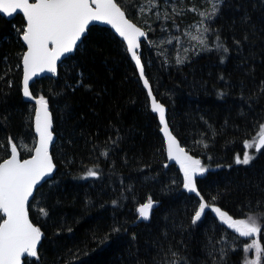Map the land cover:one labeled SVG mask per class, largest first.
<instances>
[{"label":"trees","instance_id":"1","mask_svg":"<svg viewBox=\"0 0 264 264\" xmlns=\"http://www.w3.org/2000/svg\"><path fill=\"white\" fill-rule=\"evenodd\" d=\"M115 1L148 33L138 55L172 133L205 169L194 177L200 196L184 190L181 171L167 164L157 118L124 44L91 26L55 77L30 86L51 111L56 172L28 205L42 240L23 264H250L255 249H244L253 240L264 249V148L247 165L236 157L264 127V0H154L150 15L137 10L139 0ZM166 2L180 4L183 16L152 15ZM197 23L201 48L182 53L181 62L169 57L161 36L173 34L177 42ZM24 27L21 16L0 15V162L10 139L21 158L35 141L33 105L21 96ZM89 169L97 175L87 176ZM201 197L209 207L193 223ZM149 198L157 207L136 223L137 207ZM213 206L234 219L256 215L260 235L240 237Z\"/></svg>","mask_w":264,"mask_h":264},{"label":"snow or ice","instance_id":"2","mask_svg":"<svg viewBox=\"0 0 264 264\" xmlns=\"http://www.w3.org/2000/svg\"><path fill=\"white\" fill-rule=\"evenodd\" d=\"M148 3L154 6V0H148ZM18 11L26 19V28L22 33V39L27 46L22 57L23 94L26 97L31 96L29 81L32 77L43 72L55 73L57 61L79 46L78 42L93 21L111 25L127 42V51L131 53L143 78L144 70L137 49L140 47V38L146 37V33L125 18V11L114 0H0V13L13 16ZM200 43L204 41L201 40ZM144 84L148 87L146 79ZM149 95L151 96L150 90ZM36 103L39 108L36 110L35 131L39 139L35 148L29 149L34 155L30 159L21 160L17 145L10 139L11 156L0 163V213L6 217L0 223V264H22L23 257H36L37 245L42 237L40 228L29 220L28 204L35 186L54 169L49 154L53 133L47 101L40 97ZM151 106L152 111L159 113L160 122L163 124L168 158L175 160L183 171L184 188L200 196L194 175L202 174L205 169L201 167L200 160L187 155L169 132L164 107L154 98ZM244 147H255L256 152H260L264 148V127H260L259 135L253 142L245 141ZM253 159L255 157L245 151L242 159L240 156L236 157V163L247 165ZM96 175L91 169L87 172V176ZM152 206V200L149 198L148 202L138 209L140 217L148 219ZM208 207L209 204L201 197L193 223L201 219ZM211 211L240 237H254L261 233V224L256 215H249L246 219H234L219 207L213 206ZM44 214L47 215L46 212ZM251 249H255L256 260L250 264H261L264 249L261 248L259 240H253L244 251Z\"/></svg>","mask_w":264,"mask_h":264},{"label":"water","instance_id":"3","mask_svg":"<svg viewBox=\"0 0 264 264\" xmlns=\"http://www.w3.org/2000/svg\"><path fill=\"white\" fill-rule=\"evenodd\" d=\"M114 2H116V1L114 0ZM118 6H119V5H118ZM122 10H123V9H122ZM0 15H1L2 17H4L5 19H7V20H11V19L14 18L16 15H19V16L22 17V19H23L24 22H25V27H24V29L26 28V19L24 18L23 14L20 13L19 11H18L17 13L13 14V16H7V15L2 14V13H0ZM125 18L128 19L130 22H132V21L126 16V13H125ZM132 23H134V22H132ZM134 24H135V23H134ZM136 25H137V24H136ZM91 26H99V27H103V28H106V29L110 30V31L112 32V34H113V35H114V36H115L120 42H122V43L124 44L125 49H126V53H127L128 57H129V59H130V61L132 62V64L134 65V67H135V69H136V72H137V75H138L139 80H140V82H141L142 88H143L144 91L146 92L147 99H148L149 109H150V111H151L153 114H155V116H156V118H157V122H158V125H159V133H160V135H161V137H162L163 144H164V150H165V155H166V158H167V164H175V165L179 168V170L181 171V173H182V175H183V171L181 170L180 165H179L175 160H170V159L168 158V153H167V138L165 137L164 132H163V124H161V122H160V119H159V113L152 111V106H151V105H152V100H153V98L156 100L157 103H159V104H160L161 106H163L164 109H165V121H166V123H167V125H168L169 132L173 135L174 139L177 141V143L179 144V146H180L181 148H183L185 152H186V150H185V148L182 146V144L180 143V141H179V140L174 136V134L172 133L171 128H170V126H169V123H168V121H167V107H166L164 104H162L160 101L157 100L156 95H155V93L153 92V90H152V88H151V85H150L149 81L147 80V78H146V76H145V71H144V76H143V78H141L139 68L137 67L135 61L132 59L131 53H129V52L127 51V42L124 41L123 38L120 37L118 33H116L115 29H113V28L111 27V25H107V24H104V23L99 22V21H93V22L90 23L89 28H90ZM137 26H138V25H137ZM138 27H140V26H138ZM89 28H88V29H89ZM140 28H141L142 31H144V32L146 33V30H145V29H143L142 27H140ZM86 34H87V30H86L85 34L82 36L81 41L78 42V45H80V44L82 43V40H83V38L86 36ZM20 42H21V44H22V46H23V48H24V51H23V54H24V53L26 52V50H27V46H26V44L24 43V41H23V39H22V34L20 35ZM139 43H140V47H141V45H142L143 43H148V36H147V33H146V37H141V38H140ZM78 47H79V46H78ZM78 47H77V48H78ZM140 47L137 49V53H138V51L140 50ZM77 48H76V49H77ZM76 49H74L73 52H71V53H66V54H64V55L60 58V60L57 61V70H56L55 73L43 72V73H39V74H37L36 76L32 77V79L29 81V91H30V86H31V84L34 83L35 81H37V80H39V79H41V78H43V77H55V76L57 75V72H58V66H59V65H60V64L66 59V58L72 56V55L75 53ZM23 54H22V57H23ZM22 57H21V61H20V65H21V81H20V85H21V96H22V100H23L24 102H26V103H29V104L33 105V109H34V110H33V119H32V127H33L34 136H35V141H34V145H33V148H32V149H34L35 146L37 145V143H38V139H39V138H38V134H37L36 131H35V116H36V110L39 108V105L36 103V100H38L40 97L34 96V95L31 93V91H30V93H31V96H30V97H26V96L23 94V76H24V72H23V60H22ZM140 59H141V58H140ZM141 64H142V66H143L142 59H141ZM143 70H144V66H143ZM145 79L148 81V87H145V84H144V80H145ZM149 90L151 91V96L149 95ZM47 104H48V103H47ZM48 111H49V113H50V115H51V111H50L49 106H48ZM51 119H52V115H51ZM52 129H53V122H52V128H51V131H52V133H53V130H52ZM257 137H258V136H257ZM55 141H56V136H55V134L53 133V140H52V143L49 145V154H50V156H51V148H52L53 145L55 144ZM17 149H18V148H17ZM253 149H254V151L256 152L255 147H253ZM18 153H19V156H20L19 149H18ZM186 153H187V152H186ZM256 153H257V152H256ZM33 155H34V152L31 151V154H30L28 157H26V158H21V156H20V159H21V160H24V159H30ZM187 155H188V154H187ZM10 156H11V145L9 146V156H8L7 158H10ZM51 157H52V156H51ZM52 161H53V158H52ZM0 163H3V161H1ZM53 164H54V169H53L52 173H51L50 175L44 177V178H43V179H42V180H41V181L35 186V188H34V190H33V195H32L31 197H29V203L31 202V200H32V198H33V196H34V193H35L36 189H37L39 186H41L42 184H44L45 182L51 180V179L54 177L55 172H56V166H55L54 161H53ZM196 175H197V174H195L194 177H195ZM183 178H184V176H183ZM184 190H187V189L184 188ZM187 191H188V190H187ZM188 192H189V191H188ZM191 193H194V192H191ZM146 203H147V202H145V203H143V204H141V205H139V206L137 207V210H136V214H137L136 223H137V222H146V221H148L149 218H150V216H151L152 211H153V210L157 207V205H158V203H157L156 201H152V205H153V206H152V208H151V210H150L149 218H148V219H143V218L140 217L139 212H138V209H139L141 206H143L144 204H146ZM28 205H29V204H28ZM28 213H29V212H28ZM1 214H2V213H1ZM2 216H3V214H2ZM3 219H6V217L3 216ZM29 220H30V217H29ZM2 222H3V220L1 221V223H2ZM30 222L32 223L31 220H30ZM33 225H34V224H33ZM34 226H35V225H34ZM41 240H42V237H41ZM41 240H40V242H41ZM40 242H39V244L37 245V250H38V248H39ZM28 258L30 259V258H33V257H27V256L23 257V258H22V264H23V261H24L25 259H28Z\"/></svg>","mask_w":264,"mask_h":264},{"label":"rangeland","instance_id":"4","mask_svg":"<svg viewBox=\"0 0 264 264\" xmlns=\"http://www.w3.org/2000/svg\"><path fill=\"white\" fill-rule=\"evenodd\" d=\"M147 1L148 0H139L140 3L138 4L137 10L141 14L150 15L151 4H149ZM213 3L220 4L219 0H213L212 4ZM172 11L183 16V9L180 4H170L167 2L164 5H161L156 11H154L152 15L157 14L159 17H164V15L168 14L169 12L173 13ZM203 35L204 32L202 31L200 24H189L186 27V36L184 38H180L177 40V42H173V34L162 35L161 39H163L164 42H160L159 45L163 44L162 48L169 55V57L175 59L177 62H181L182 53L185 54L190 52L192 49L197 50L201 48V46L204 44L200 43L201 40L204 41ZM161 39L160 41H162ZM147 62L149 63V60H147ZM250 149L251 152L249 151V149L247 150V152L253 156L255 151L253 148Z\"/></svg>","mask_w":264,"mask_h":264},{"label":"bare ground","instance_id":"5","mask_svg":"<svg viewBox=\"0 0 264 264\" xmlns=\"http://www.w3.org/2000/svg\"><path fill=\"white\" fill-rule=\"evenodd\" d=\"M185 21V20H184ZM176 23V22H175ZM198 24V23H197ZM171 29V28H170ZM151 33V32H150ZM148 34V33H147ZM148 36V35H147Z\"/></svg>","mask_w":264,"mask_h":264}]
</instances>
